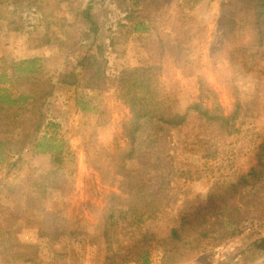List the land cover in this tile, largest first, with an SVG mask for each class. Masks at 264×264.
<instances>
[{"label": "rangeland", "instance_id": "rangeland-1", "mask_svg": "<svg viewBox=\"0 0 264 264\" xmlns=\"http://www.w3.org/2000/svg\"><path fill=\"white\" fill-rule=\"evenodd\" d=\"M136 1L23 0L11 19L0 20V74L14 75L20 60L37 58L36 74L50 82L47 96L37 99L28 112L29 120L13 116V131L0 132L10 140L7 159L0 164V264H104L119 245L133 252L139 239L131 222L122 223L114 237L103 233V214L113 196L127 199L162 185L169 217L194 214L208 205L215 180L236 181L257 164V135L264 133V45L249 53L247 48L231 47L227 36L235 27L236 35L249 40L255 32L254 6L264 0ZM89 4L99 20L102 43L108 45L116 37L118 52L108 47L104 55L88 53L92 37L80 12ZM128 13L132 21L124 17ZM138 22L144 28L130 32L129 26ZM47 30L50 43L36 47V38ZM167 38L174 39L177 54L163 60L158 51ZM143 65L162 66L161 80L172 93L177 118L192 121L196 102L229 115L241 101L257 115L250 133H221L210 145L192 144L184 141L186 128L179 124L164 137L173 158L159 169L146 167L147 160L128 158L133 94L112 82L96 90L88 84L96 78L94 72L115 76L124 67ZM87 93L92 108L83 111L76 98ZM48 120L59 124L57 137L68 152L62 166L74 190L63 196L55 190L44 200L43 211L29 205L28 194L35 190V179L53 166L51 153L35 148ZM237 188L231 201L245 211L246 220L231 227L226 238L208 241L191 254L163 241L152 250L151 263L264 264V250L253 246L264 238V166ZM55 215L70 228L78 221L77 227L89 233L68 253L60 245L47 247V229ZM7 244L13 249L2 247ZM19 253L32 261L23 263Z\"/></svg>", "mask_w": 264, "mask_h": 264}, {"label": "trees", "instance_id": "trees-1", "mask_svg": "<svg viewBox=\"0 0 264 264\" xmlns=\"http://www.w3.org/2000/svg\"><path fill=\"white\" fill-rule=\"evenodd\" d=\"M21 4L23 0H0V20L11 19L10 13H16L17 7ZM133 4H137V1L134 0ZM11 7H13L12 11ZM254 8L255 32L251 33L249 40L244 41L243 37L236 35V28L231 27L230 34L227 36L231 41V47L247 48L249 53H252L255 46L264 45V2L257 3ZM80 14L89 26V33L92 37L88 53L92 51V56L104 55L108 47L118 52L116 37H111L108 45L102 43L100 23L92 12L91 4L81 10ZM124 17L133 20L129 13ZM47 24L51 27L52 22ZM143 25L138 22L129 26V31H138L144 28ZM49 32L50 30H47L45 35L36 38V47L50 43ZM160 44L158 53L161 59L167 60L170 56L177 54L174 50L176 48L174 39H164ZM178 55H180L179 52ZM37 62V58L23 59L15 66L14 75L0 74V132L13 131L12 125L16 123L13 116L19 119L21 115H24L29 120L28 112H31L34 102L49 93V80L36 74L38 69L35 64ZM79 64L84 68L83 61ZM161 70V65L124 67L115 76L97 71L93 73L97 75L96 78L89 79L91 83L89 82L88 87L92 90L102 89L103 84L112 82V84H119L122 88L128 89L136 100L132 109L133 123L126 154L128 158H137L141 162L147 160L146 167L151 164L152 170L159 169L167 159L173 158L167 149V140L164 137L179 124L186 128L184 141L192 144L210 145L213 139L221 133L237 134L244 133V130L250 133L252 122L257 115L253 113V107L249 103L243 104L241 101H237L235 110L229 115L218 113L205 104L196 102L194 103L195 118L192 121L187 120L186 116L177 118L172 113L174 108L172 93L165 88L161 80ZM91 102L89 93L78 95L76 98L77 106L83 111L92 108ZM58 128L57 122L48 120L45 124V131L36 138L35 142L36 151L51 153V164L53 165L46 175L35 179L33 182L35 190L33 189L28 194L29 205L31 203L30 206L38 210H45L44 200L50 197L55 190L60 189L62 196L74 190L73 179H70L71 177L67 176L68 174L63 170L62 165L68 152L65 142L57 137ZM258 138H261V142L255 148L257 164L246 174H240L236 181L215 180L209 189L208 205L197 213L178 212L175 216L169 217L168 196L162 185H154L149 194L131 195L127 199L113 196L103 214V233L114 237L122 223L131 222L139 231V239L133 252L127 253L124 251V246L119 245L116 247L114 256L104 264L132 262L152 264V250L155 245L163 241H170L174 245L181 246L184 253L191 254L201 251V248L209 243L208 241L226 238L231 227L246 220L245 211L232 202L231 198L236 194L237 187L248 181L250 174H259L264 166V133L258 134ZM9 143V138L0 137V164L7 159L6 146ZM53 218L52 226L47 229L50 240L46 242L47 247L60 245V250L68 253L69 250H73L78 241L82 242L86 236H89L88 232H83L77 227L78 221L75 222L74 227L70 228L67 221L59 215ZM163 223L166 225L162 226ZM0 233L2 234L1 231ZM253 246L261 247L263 251L264 238L255 241ZM2 247L13 249L8 244ZM0 250L2 252L1 246ZM54 251L55 248H52L51 252ZM124 253L126 255L120 257V254ZM134 255H136L135 258ZM18 256L23 263L32 261L25 254L19 253Z\"/></svg>", "mask_w": 264, "mask_h": 264}]
</instances>
